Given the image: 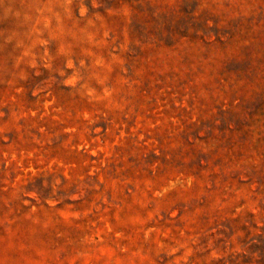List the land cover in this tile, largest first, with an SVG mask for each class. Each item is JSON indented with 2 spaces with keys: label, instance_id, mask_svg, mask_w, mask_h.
<instances>
[{
  "label": "rangeland",
  "instance_id": "obj_1",
  "mask_svg": "<svg viewBox=\"0 0 264 264\" xmlns=\"http://www.w3.org/2000/svg\"><path fill=\"white\" fill-rule=\"evenodd\" d=\"M0 264H264V0H0Z\"/></svg>",
  "mask_w": 264,
  "mask_h": 264
}]
</instances>
